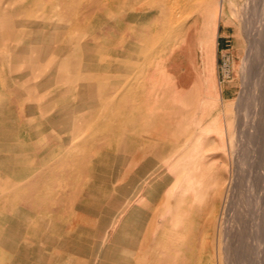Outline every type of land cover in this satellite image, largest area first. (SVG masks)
Listing matches in <instances>:
<instances>
[{
  "label": "rangeland",
  "instance_id": "374dc122",
  "mask_svg": "<svg viewBox=\"0 0 264 264\" xmlns=\"http://www.w3.org/2000/svg\"><path fill=\"white\" fill-rule=\"evenodd\" d=\"M173 2L0 0V264H264V0Z\"/></svg>",
  "mask_w": 264,
  "mask_h": 264
},
{
  "label": "bare ground",
  "instance_id": "6f19581e",
  "mask_svg": "<svg viewBox=\"0 0 264 264\" xmlns=\"http://www.w3.org/2000/svg\"><path fill=\"white\" fill-rule=\"evenodd\" d=\"M162 1H163V0H162ZM164 1H165V6H166V8H167V9H171V8L173 7V3H174L173 1H176V0H164ZM177 1H178V0H177ZM179 1H181V0H179ZM191 1H192V0H184V3H185V5L187 6V4L192 3ZM176 3H177V2H176ZM193 3H194V2H193ZM252 3H253V2H252ZM149 4H151V2H150ZM152 4H153V3H152ZM163 4H164V3H163ZM254 4H255V3H254ZM254 4H252V5L254 6ZM177 5H178V4H177ZM150 6H151V5H150ZM125 7H126V6H125ZM188 7H189V6H188ZM193 7H194V6H193ZM177 8H178V7H177ZM183 8H184V7H183ZM252 8H253V7H252ZM131 9H132V8H131ZM172 9H174V8H172ZM172 9H171V10H172ZM175 9H176V7H175ZM186 9H187V8H186ZM253 9H254V8H253ZM177 10H178V9H177ZM131 11H132V10H131ZM179 11H180V9H179ZM248 11H249V8H248ZM177 13H178V12H177ZM179 13H180V12H179ZM179 13H178V15L180 16ZM185 13H186V12H185ZM253 13H255V12L253 11ZM253 13L251 14V16L253 15ZM186 15H187V14H186ZM260 15H261V17L264 16V14H260ZM173 16H174L173 18H175V15H174V14H173ZM242 16H243V15H242ZM169 17H170V16H169ZM180 17H181V16H180ZM249 17H250V16H249ZM253 17H254V16H253ZM255 17H256L255 22H251L250 24H249V22H248V23L246 22V23H247L246 25H247V26L249 25V27H250L251 29H253L254 31H255V30H259V27H257V26L259 25L260 20H261V19H259L258 15H256ZM170 19L172 20V17H170ZM243 19H244V18H243ZM176 20H177V19H176ZM241 20H242V19H241ZM145 21H146V19H145ZM147 21H148V20H147ZM245 21H247V20H245ZM243 22H244V21H243ZM174 23H175V22H174ZM254 23H255V24H254ZM153 25H154V24H153ZM167 25H168V24H167ZM170 25H171V24H170ZM155 26H157V25H155ZM183 26H184V25H183ZM157 27H158V26H157ZM251 29L249 30L250 32H251ZM143 32H144V31H143ZM252 35H253V34H252ZM250 36H251V33L249 34V37H250ZM104 37H105V36H104ZM104 37H103V38H104ZM106 38H108V37H106ZM250 38H251V39H250V40H251V44H253L252 37H250ZM107 40H108V39H107ZM111 40H113V39H111ZM77 42H79V41H77ZM77 42H76V43H77ZM80 42H83V41H80ZM80 42H79V44H80ZM105 42H106V41H105ZM103 43H104V42H103ZM71 45H72V44H71ZM80 45H81V44H80ZM93 46H94V45H93ZM70 47H71V46H70ZM78 47H79V46H78ZM96 47H97V46H96ZM75 48H76V47H75ZM81 48H82V47H81ZM90 48H91V47H90ZM100 48H101V47H100ZM103 48H104V47H103ZM73 49H74V48H73ZM78 49H79V48H77V50H78ZM95 49H96V48H95ZM97 49H98V48H97ZM97 49H96V50H97ZM104 49H105V48H104ZM102 51H103V50H102ZM98 52H99V51H98ZM100 52H101V51H100ZM104 52H105V51H104ZM102 53H103V52H102ZM106 53H107V51H106ZM84 54H85V53H84ZM84 54H83V55H84ZM91 54H92V53H91ZM93 55H94V54H93ZM95 55H97V54H95ZM92 59H93V58H92ZM246 69H247V68H246ZM244 70H245V69H244ZM248 70H249V69H248ZM242 76H243V75H242ZM248 76H249V75H248ZM249 80H250V79H249ZM247 82H249V81L247 80ZM88 87H89V85H88ZM245 114H246V116H247L246 118L248 119L249 116L247 115V113H245ZM245 114H244V115H245ZM242 115H243V114H242ZM67 117H69V116H67ZM64 118H65V117H64ZM239 119H240V118H239ZM69 120H70V119H69ZM243 120H244V118H243ZM243 122L246 123V119H245ZM240 123H241V122H240ZM247 123H248V122H247ZM242 125H243V124H242ZM249 125H250V126H247V125L244 126L245 128H244V130H243V133H244V134H243V137H247V138H249L247 135H248L250 132L248 133V131L254 132V133L259 134V135L262 134V133L264 132V123H262V122H260V124H258L257 122H256L255 124H253V123L250 124V123H249ZM252 125H253V126H252ZM251 126H252V127H251ZM254 133H251V134H252L251 136H252V138H253L252 141H255L256 139H254V138H256V137L258 136V135H257V136L254 135ZM253 135L256 136V137H253ZM261 136H262V135H261ZM259 139H260V136H259ZM247 140H249V139H247ZM247 140H245V138H243V139H242V145H241V146H244V144L248 142ZM249 141H250V140H249ZM259 141H260V140H259ZM259 141H257V142H259ZM260 142H261V141H260ZM260 142H259V143H260ZM240 143H241V141H240ZM249 143H250V142H249ZM254 144H255V143H254ZM261 144H262V142H261ZM249 145H250V144H249ZM254 146H255V145H254ZM236 147H237V146H236ZM236 147H235V148H236ZM248 147H249V146H248ZM252 147H253V146H252ZM256 147H257V146H256ZM233 148H234V146H233ZM244 148H245V146H244ZM249 148H251V146H250ZM259 148H261V147H259ZM20 149H21V151L23 150L22 148H20ZM251 149H252V148H251ZM242 150H243V148H242ZM258 150H259V149H258ZM262 150H263V149H262ZM245 151H246V150H245ZM250 151H251V150H250ZM255 151H256V150H255ZM263 151H264V150H263ZM251 152H252V151H251ZM258 152H259V151H258ZM233 153H235V152L233 151ZM240 153H241V152H240ZM245 153H246V152H245ZM262 153H263V152H262ZM235 154H236V153H235ZM238 154H239V152H238ZM238 154H237V155H238ZM247 154H248V153H247ZM249 154H251V153H249ZM249 154H248V155H249ZM253 154H256V153L253 152ZM253 154H252V155H253ZM260 154H261V152H260ZM243 155H244V154H243ZM248 155H247V156H248ZM252 155H251V156H252ZM247 156H246V157H247ZM237 158H238V157H237ZM244 158H245V157H244ZM254 158H255V157H254ZM257 158H258V156H257ZM242 159H243V158H242ZM247 159H248V158H247ZM236 160H237V159H236ZM252 160H254V159H252ZM259 160H260V159H259ZM247 161H248V160H247ZM233 162H234V161H233ZM251 162H252V161H251ZM254 162H256V158H255V161H254ZM254 162H253V164H254ZM238 163H239V161H237V163H235V164H238ZM256 163H258V161H257ZM262 163H263V162H262ZM258 164H259V163H258ZM256 165H257V164H256ZM256 165H254V166L256 167ZM242 166H243V165H242ZM237 167H238V166H237ZM240 167H241V166H240ZM240 167H239V168H240ZM251 167H253V166L251 165L250 168H251ZM242 168H243V167H242ZM258 168H259V165H258ZM258 168H257V169H258ZM257 169H256V170H257ZM259 169H260V168H259ZM240 170H241V169H240ZM252 170H253V169H252ZM256 170H255L254 172H256ZM237 171H238V170H237ZM250 171H251V170H250ZM260 171H262V170H260ZM248 172H249V171H248ZM234 173H235V172H234ZM236 173H237V172H236ZM244 173H245V172H244ZM246 173H247V172H246ZM246 173H245V174H246ZM252 173H253V171L250 172L249 174L252 175ZM254 174H255V173H254ZM258 175H259V174H258ZM263 175H264V174H263ZM239 176H240V175H239ZM243 176H245V175H243ZM243 176H241V177H243ZM248 176H249V175H248ZM254 176H255V175H254ZM250 177H251V178H254L253 176H250ZM247 179H248V178H247ZM252 180H253V179H252ZM262 181H263V180H262ZM235 182H236V181H235ZM250 182H251V181H250ZM254 182H255V180L253 181V183H254ZM263 182H264V181H263ZM251 183H252V182H251ZM249 184H250V183H249ZM247 185H248V184H246V186H247ZM253 185H254V184H253ZM263 187H264V186H263ZM250 189H251V188H250ZM252 189H254V188H252ZM252 189H251V190H252ZM263 189H264V188H263ZM251 190H250V191H251ZM262 191H263V190H262ZM254 192H255V191H254ZM247 193H248V192H247ZM255 193H257V192H255ZM250 194H252V192H250ZM260 194H261V192H260ZM247 195H248V194H247ZM256 195H258V194H256ZM261 195H262V194H261ZM261 195H260V196H261ZM263 195H264V194H263ZM249 196H250V195H249ZM251 196H252V195H251ZM260 196H259V198H260ZM253 197H254V196H253ZM247 198H248V196H247ZM249 198H250V197H249ZM249 198H248V199H249ZM255 198H256V197H255ZM256 199H257V198H256ZM263 199H264V198H263ZM250 200L252 201V200H254V199H251V198H250ZM260 200H262V199H260ZM248 201H249V200H248ZM255 201H257V200H255ZM247 203H249V202H247ZM252 203H253V202H252ZM252 203H251V204H252ZM254 203H256V202H254ZM260 204H261V203H260ZM250 206H251V205H250ZM254 206H255V205H254ZM261 206H262V205H261ZM256 207H257V206H256ZM262 207H263V206H262ZM247 209H249V208L247 207ZM261 211H262V210H261ZM250 212H251V211L249 210V213H250ZM259 214H260V212H259ZM251 216H253V215H251ZM251 216H250V217H251ZM252 219H253V218H252ZM258 219H259V218H258ZM251 221H252V220H251ZM253 222H254V221H253ZM251 224L256 225L255 222H254V223H251ZM259 224H260V223H259ZM251 227H252V226H251ZM252 228H253V227H252ZM255 228H256V227H255ZM261 228H262V227H261ZM255 230H256V229H255ZM251 231H253V229H252ZM255 232H256V231H255ZM255 232H253V233L255 234ZM259 232H260V230H259ZM256 236H257V234H256ZM258 239H259V235H258ZM254 240H255V239H254ZM259 240H260V239H259ZM230 244H231V243H230ZM255 247H256V246H255Z\"/></svg>",
  "mask_w": 264,
  "mask_h": 264
},
{
  "label": "crops",
  "instance_id": "0c3cea01",
  "mask_svg": "<svg viewBox=\"0 0 264 264\" xmlns=\"http://www.w3.org/2000/svg\"><path fill=\"white\" fill-rule=\"evenodd\" d=\"M217 114H215L214 112H213V110L212 111H210V112H207V114L206 113H203L201 116L204 118L205 116V118H207L208 117V122H210L211 120H212V118H213V116H214V119L215 118H218V116H216ZM247 115L249 116V114L247 113ZM221 117L223 118V114L221 115ZM219 121V120H218ZM217 121V122H218ZM204 125V124H203ZM213 125V124H212ZM210 126V129L212 128V130H208L209 131V134H208V140H209V147L211 146V147H218L219 148V146H220V144H221V140H220V136L218 135V129H217V126ZM201 126V125H200ZM201 128V127H200ZM200 131V130H199ZM212 143H213V145H212Z\"/></svg>",
  "mask_w": 264,
  "mask_h": 264
},
{
  "label": "built area",
  "instance_id": "2783aa9c",
  "mask_svg": "<svg viewBox=\"0 0 264 264\" xmlns=\"http://www.w3.org/2000/svg\"><path fill=\"white\" fill-rule=\"evenodd\" d=\"M227 66H228V65H226L225 63H223L222 66H221V67H222V68H221V69H222V72H223L224 74H226V75L229 74V71H228V69H227Z\"/></svg>",
  "mask_w": 264,
  "mask_h": 264
}]
</instances>
